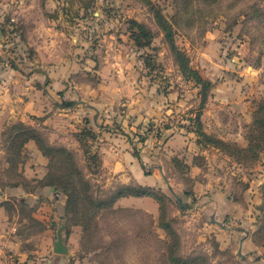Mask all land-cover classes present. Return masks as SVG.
Segmentation results:
<instances>
[{"label":"rangeland","instance_id":"rangeland-1","mask_svg":"<svg viewBox=\"0 0 264 264\" xmlns=\"http://www.w3.org/2000/svg\"><path fill=\"white\" fill-rule=\"evenodd\" d=\"M150 1L168 20H179L173 42L186 64L176 59L145 0H0V264H264V112H258L264 0L194 2L187 13L178 0ZM134 23L150 33L147 46L138 47ZM186 67L210 87L183 73ZM47 68L65 70L51 89L54 99L41 103V88L51 84ZM24 104L27 116L48 111L51 121L30 115L22 122ZM21 125L43 146L70 152L92 207L83 202L78 212H67L65 195L42 186L38 177L47 174L49 160L45 166L41 153L32 154V141L21 150L25 136L15 137ZM204 130L229 132L245 147ZM179 133L218 149L220 165L226 157L234 161L210 170L197 205L185 194L193 185L182 160L168 146ZM121 141L135 163L137 154L144 172L159 179L149 194L162 204L160 220L137 201L110 206L118 191L133 187L115 180L121 169L113 180L101 166ZM246 148L252 151L240 150ZM68 159L56 169L66 178ZM219 190L227 192L225 202H239L227 213L208 206ZM62 224L68 253L57 255L53 244ZM166 224L167 231L160 226Z\"/></svg>","mask_w":264,"mask_h":264},{"label":"crops","instance_id":"crops-1","mask_svg":"<svg viewBox=\"0 0 264 264\" xmlns=\"http://www.w3.org/2000/svg\"><path fill=\"white\" fill-rule=\"evenodd\" d=\"M59 68V67H58ZM48 69V78L51 81V84L48 86H44L41 88V91L43 93V97L42 98V102L43 103L45 100L46 102L48 101H52L54 98V94L52 92V88L55 87V85H60V82H62V79L60 78V73L59 72H64V68L62 71H55L53 69L55 68H47ZM41 95V94H40ZM37 96H39V93H37ZM218 100H221V97H217ZM30 102H27L26 104L29 105ZM25 105V104H24ZM25 105L23 106L22 112H18L19 117H21V121L22 122H28L27 120L29 119L28 116L30 115H35L37 118H44L42 123H47L49 121H51L52 116H48L49 112L46 111L44 112H39V113H29L30 115L27 116V112H29L28 110L30 108H28V106ZM41 105V104H40ZM43 105L40 106L41 110H43ZM21 108V107H20ZM31 110V109H30ZM244 115V114H243ZM252 115V114H251ZM245 116V115H244ZM246 118H249V116H245ZM244 117V118H245ZM251 122L252 123V116L250 117ZM93 130V129H92ZM99 132L98 129L97 131H95V133ZM204 132L208 135H213L216 134L217 138L223 140L224 142H232L235 144H238V139H234L232 138L228 133V135L226 133H224L223 135H219L217 131H213V130H204ZM231 133V132H230ZM230 135V136H229ZM235 135V134H233ZM121 145L118 144V147H112L111 146V157H102L101 158V166L103 169H106V174L112 178L113 180L115 179V172H119V170L121 169L123 171L124 174L122 173H118V174H122V175H117L118 179L116 178V181H120L121 184H123V186H138V187H142V188H146V189H157L159 188V179L158 177L155 175V173H148L145 174L144 170L142 169L140 163L137 161V164L135 163L134 159L131 157V155L128 153L127 148L125 146V142H120ZM30 144V150L34 151L32 154H36L37 156L38 153L40 154V152L36 149H34V145ZM29 144L27 145L29 147ZM168 146H170V148H172V151H174V153H172V157H177L180 160H182V166L185 168L183 176H186L188 178V180H190L192 182L193 185V189L191 191H185L186 195H190L191 197H193V201L194 203H196L195 205H197V201L201 196L200 192L205 191L208 186H207V182H208V177H212V174L210 173V170L213 169V171H215V168H221L222 165L227 164L226 162H230V164H234V161H231L230 158L226 157V159L221 160V165L218 163L217 159H220L218 157V155H220L219 150L215 149V148H202L201 145H199L197 143V139H189L186 134H182L179 133L177 135H173L172 137H170L169 141H168ZM242 147H245V145H239ZM119 147L121 149H119ZM120 153L122 154V158L121 160L123 161V158L126 160V163L124 164V162H120L119 156ZM219 153V154H218ZM42 155L40 154L39 158H42L45 160V166L47 165V161L45 157H41ZM199 158H202L201 161ZM225 158V157H224ZM228 158V159H227ZM227 160V161H226ZM119 161V162H118ZM44 162V161H43ZM201 162V163H200ZM142 163V162H141ZM229 164V163H228ZM229 164V165H230ZM228 165V166H229ZM227 167V166H225ZM175 170H173L174 172ZM223 172V171H222ZM230 172V171H229ZM232 173V172H231ZM46 173H44L43 175L39 176V179L44 178ZM128 175V176H127ZM232 175H234V173H232ZM123 178V181H121ZM51 189V188H50ZM49 189V191H50ZM249 190V189H248ZM223 193H227V192H222L221 190H219L217 193H213L212 197L213 199L209 200V207H213L214 210H216L218 213H227L230 211V208L234 205H238L239 202H234V200H230V201H226L224 199H226L225 194ZM223 199L220 204H219V200ZM137 201L138 202V209H143L145 210V212H147L150 216H152V218L154 219L155 216L158 217L159 211H158V205H154L153 203L149 202V200L146 197L143 198H134V197H128V198H120L119 200H117L116 204H122V207H132L133 202ZM182 203V201H181ZM223 204V205H222ZM183 205V203H182ZM207 206V205H206ZM146 207H149V209H147ZM182 208H186V205H183ZM219 224V223H218Z\"/></svg>","mask_w":264,"mask_h":264},{"label":"trees","instance_id":"trees-1","mask_svg":"<svg viewBox=\"0 0 264 264\" xmlns=\"http://www.w3.org/2000/svg\"><path fill=\"white\" fill-rule=\"evenodd\" d=\"M147 2V6L150 7V9H152V11L154 12V16H155V20L158 23V26L160 27V29L162 30L164 37L168 40V42L170 43V49L173 52V54L175 55L176 59H178V61H181L182 63L186 64V62H188V59L185 58V56L179 52L177 50V48L174 45L173 42V37L175 35L174 29H175V25L178 24L177 18L174 17L172 20H168L161 12L160 8L158 7V5L152 4V2L150 0H145ZM180 1V2H179ZM236 2L241 1V0H235ZM194 2L198 5L201 6H214L216 4H218L220 2V0H178V8H179V4L180 7H182V12H189L191 10L192 5L194 4ZM179 10V9H178ZM181 12V9H180ZM258 13H260V11H256ZM190 21L186 22V26L190 27L191 26ZM135 26L138 29V39H137V44L138 47H143V46H147L150 43V33L146 30V28L140 24L134 23ZM147 39L145 44L140 43L139 41V37ZM185 71H187L190 75L195 77V82L200 84L202 86V88L204 87H210V83L207 81L202 80L198 74L193 71L192 69L186 67L182 69V72L185 73ZM203 99L202 102L203 103ZM264 112V101L262 103V105L258 108V112ZM260 121L257 119H253V123L254 124H258ZM20 129L22 130V134H17L15 137H21L22 135H24V139H23V143H22V149L23 150L25 148V145L27 144V142L32 141L37 150L41 153V155L45 158H47L49 160V166H48V172L47 174L44 176V179L41 180V182L43 183L42 186L45 187H53L56 190H60L61 193H63L66 197V204H65V209L67 212H74L80 210L79 209V205L83 202L90 204V207H92L91 205H93L92 199L89 196V192H90V187L89 185L86 183V181L84 180L83 175H81L78 172V169L76 168L75 162H74V158L72 157V155L70 154V152H68L67 150L63 149V148H55L54 150L51 149L53 147L51 146H43L42 142L32 133V129L29 127H25V126H20ZM200 133L201 135H203L204 137H207V135H205L203 133V131L201 130ZM82 132L80 133L81 136ZM87 135H89V132H87ZM222 142V141H221ZM197 143L199 145H201L200 141H197ZM224 144V143H222ZM228 145V144H227ZM242 152L244 153H250L252 150L249 148L246 149H240ZM62 155L64 156V158H62ZM229 155V153H228ZM230 156V155H229ZM95 156L92 157V159L96 162L97 159L95 158ZM134 157L138 160V162L140 163L142 169L144 168L143 164L140 161V158L137 154H134ZM55 158V159H54ZM69 158V162L70 165L72 167L71 173L69 175L68 178L64 177L62 174H60V170H56L58 166H64L63 162ZM59 160L58 164H54L52 167V163L51 160ZM57 161V160H56ZM52 168L55 169V173L57 175L54 176V179L52 178L51 172H52ZM54 173V174H55ZM148 174V173H145ZM48 180H50L48 182ZM45 182V183H44ZM149 193H153L152 189H146V188H142V187H125L123 188V190L118 191L117 194L114 196L113 199H111L110 202V206L111 208L114 206V204L117 202V200H119L120 198H128V197H134V198H152L157 204H158V219H161L162 216V204L160 201L156 200V198H154L152 195H150ZM89 194V195H88ZM72 207V209L70 208ZM75 213V212H74ZM83 228V224L79 225ZM162 229H164L165 231L168 230V225L166 224V226L164 227L163 225H160Z\"/></svg>","mask_w":264,"mask_h":264},{"label":"water","instance_id":"water-1","mask_svg":"<svg viewBox=\"0 0 264 264\" xmlns=\"http://www.w3.org/2000/svg\"><path fill=\"white\" fill-rule=\"evenodd\" d=\"M167 187L169 190H171L169 185H167ZM50 191H54V188H51ZM175 198L179 202V204L183 206L181 200L177 197ZM62 221H63V217H62ZM63 230H64V225L62 224L57 230L56 242L53 244V252L57 255H66L68 253L67 247L64 245L63 242V236H62Z\"/></svg>","mask_w":264,"mask_h":264}]
</instances>
